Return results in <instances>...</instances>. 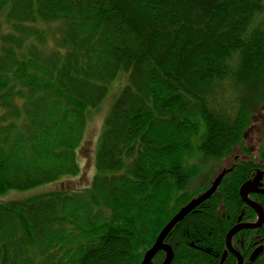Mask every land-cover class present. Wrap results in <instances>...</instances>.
<instances>
[{"label": "trees", "instance_id": "obj_1", "mask_svg": "<svg viewBox=\"0 0 264 264\" xmlns=\"http://www.w3.org/2000/svg\"><path fill=\"white\" fill-rule=\"evenodd\" d=\"M119 78L92 184L0 203V264H141L264 105V0H0V196L78 177ZM243 164L168 235L172 264H218Z\"/></svg>", "mask_w": 264, "mask_h": 264}, {"label": "rangeland", "instance_id": "obj_2", "mask_svg": "<svg viewBox=\"0 0 264 264\" xmlns=\"http://www.w3.org/2000/svg\"><path fill=\"white\" fill-rule=\"evenodd\" d=\"M124 81L125 80L123 78H119L113 84L111 91L105 101L97 109L88 114L83 140L77 149V160L81 168L80 175L78 177L68 178L62 183L49 185L30 192H10L0 196V203L22 200L34 195L56 191L69 185H75L77 186V189L89 187L96 175V152L104 122L111 107L112 101L119 93ZM262 142H264V105L253 110V112L249 114V124L247 127L246 138L240 145L233 149L232 156L227 157L225 161H223L221 165L223 166L222 169H227L230 167L233 164L236 156L245 154L247 149L252 152V148L262 145ZM207 177V173L203 174L202 177H199L197 180H195L196 182L194 181L193 185L195 186L193 187H199L205 184L208 181Z\"/></svg>", "mask_w": 264, "mask_h": 264}, {"label": "flooded vegetation", "instance_id": "obj_3", "mask_svg": "<svg viewBox=\"0 0 264 264\" xmlns=\"http://www.w3.org/2000/svg\"><path fill=\"white\" fill-rule=\"evenodd\" d=\"M252 149V152L247 149L245 154L236 156L233 164L230 166L236 170L243 166V163H246L250 168L248 178L239 190V196L243 204L241 214L232 228L238 225L247 224L255 225V227L241 229L232 240L233 251H227L226 248L219 259L218 264H264V222H259L257 212L245 203L241 196V189L243 185L248 182L253 183L254 185L251 188L248 198L251 202L258 204L264 211V142H262V145L256 146V148L253 147ZM260 249L262 250L261 253L256 257V259H252V256ZM226 251L227 255L224 258ZM160 252L164 255L163 261L159 263L162 264L167 257V253L165 251ZM153 260L150 264H154Z\"/></svg>", "mask_w": 264, "mask_h": 264}, {"label": "water", "instance_id": "obj_4", "mask_svg": "<svg viewBox=\"0 0 264 264\" xmlns=\"http://www.w3.org/2000/svg\"><path fill=\"white\" fill-rule=\"evenodd\" d=\"M230 171V170H229ZM229 171L224 170L218 177L214 180L209 190L203 193L198 198L192 200L189 204L183 207L174 217L173 219L164 227V229L159 234L155 244L153 247L145 254L144 260L142 264H150V262L154 259V257L160 251H165L167 253V257L163 264H171L174 259V252L172 248L165 243L168 235L173 231V229L182 222L190 213L194 212L198 207H200L203 203L209 200L220 187L224 177ZM253 183L248 182L243 185L241 189V196L245 203L251 206L258 214L259 222H264V211L263 209L256 203H253L249 200L248 195L251 192V188L253 187ZM255 225L247 224V225H238L232 228L226 238L227 251H233L232 240L234 236L244 228H254ZM227 251L224 254V258L227 255ZM261 249L258 250L253 256L252 259H256V257L261 253Z\"/></svg>", "mask_w": 264, "mask_h": 264}]
</instances>
